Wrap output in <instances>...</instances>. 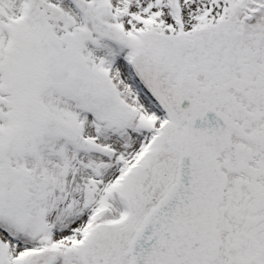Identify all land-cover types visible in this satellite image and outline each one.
<instances>
[{
  "label": "snow or ice",
  "instance_id": "snow-or-ice-1",
  "mask_svg": "<svg viewBox=\"0 0 264 264\" xmlns=\"http://www.w3.org/2000/svg\"><path fill=\"white\" fill-rule=\"evenodd\" d=\"M0 264H264V0H0Z\"/></svg>",
  "mask_w": 264,
  "mask_h": 264
}]
</instances>
